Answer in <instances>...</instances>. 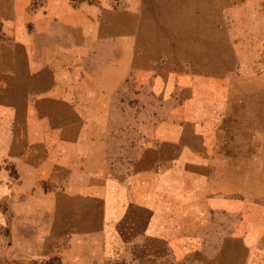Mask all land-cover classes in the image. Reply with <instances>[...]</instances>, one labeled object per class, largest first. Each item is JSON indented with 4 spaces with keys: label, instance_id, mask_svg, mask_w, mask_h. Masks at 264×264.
I'll return each instance as SVG.
<instances>
[{
    "label": "rangeland",
    "instance_id": "obj_1",
    "mask_svg": "<svg viewBox=\"0 0 264 264\" xmlns=\"http://www.w3.org/2000/svg\"><path fill=\"white\" fill-rule=\"evenodd\" d=\"M45 19L40 29L66 40L61 53L78 54L89 69L103 65L105 82L120 84L110 109L122 140L145 112L182 119L185 163L201 165L204 175L201 187L186 181V194L236 202L226 224L237 264L247 251L246 208L238 206L264 209V0H0V97L23 98L28 48L17 28L28 24L21 28L33 34ZM81 19L89 27H77ZM75 34L87 39L79 53L70 43ZM6 191L0 176V264H177L178 253L184 264H202L220 254L223 234L193 229L197 218L209 219L198 203L185 204L182 257L155 237L130 244L129 212L106 219L105 242H74L70 224L47 203ZM208 242L217 250L198 249Z\"/></svg>",
    "mask_w": 264,
    "mask_h": 264
},
{
    "label": "crops",
    "instance_id": "obj_2",
    "mask_svg": "<svg viewBox=\"0 0 264 264\" xmlns=\"http://www.w3.org/2000/svg\"><path fill=\"white\" fill-rule=\"evenodd\" d=\"M48 21L34 23L33 34L22 30L28 24L18 25L17 40L28 48L24 94L19 103L8 95L0 97V176L7 196L47 203L49 212L70 224L78 243L101 236L105 242L106 219L113 214L124 218L129 212L135 220L129 229L130 244L142 240L146 244L155 237L170 250L183 252L182 257L185 204L198 203L209 219L195 217L193 229L224 235L219 256L210 255L202 264H234L233 226L226 224V218L231 220L237 204L228 198L207 202L200 194H186V181L197 180L201 187L204 175L199 173L201 165L185 163L182 119L145 112L139 116L142 126L134 116L130 138L122 140L114 131L110 109L120 84L105 82L103 65L89 69L78 54L61 53L66 40L40 29ZM76 26L89 27L88 20L81 19ZM86 41L75 34L72 50L79 53ZM238 207L246 208L240 235L247 251L236 263L264 264V209ZM223 217L222 225L218 219ZM206 224L212 227L202 226ZM206 245L198 249L217 250L210 242ZM180 259L178 253L177 264H184Z\"/></svg>",
    "mask_w": 264,
    "mask_h": 264
}]
</instances>
